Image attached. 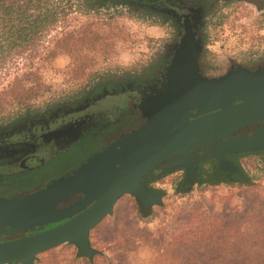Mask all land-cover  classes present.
<instances>
[{
	"label": "rangeland",
	"instance_id": "rangeland-1",
	"mask_svg": "<svg viewBox=\"0 0 264 264\" xmlns=\"http://www.w3.org/2000/svg\"><path fill=\"white\" fill-rule=\"evenodd\" d=\"M103 1L91 0L101 8L88 17L72 11L67 20L50 27L27 48L13 46L0 22V122L80 98L99 78L146 72L181 34L180 27L164 22L161 13L143 6L128 13V6L111 3L109 9ZM207 1L216 2L215 16L208 15L202 3L184 0L202 7L203 71L213 75L236 62L248 66L264 62V0ZM100 11L113 14V26L120 29L116 36L107 33L108 41L98 37L87 52L100 62L94 60L83 71L76 67L84 54H76L73 61L65 51L48 56L66 25L86 17L97 20ZM110 42L112 50L102 59V45ZM31 88L37 94L26 97ZM121 97H109L104 103ZM82 152L75 150L57 159L39 177L63 169ZM241 161L246 181L195 184L183 190L172 181L181 171L161 177L157 185L163 189L161 206L142 213L134 199L125 195L114 213L92 230V245L100 250L93 259L79 257L74 246L61 244L41 253L35 264H264V153L246 154Z\"/></svg>",
	"mask_w": 264,
	"mask_h": 264
},
{
	"label": "water",
	"instance_id": "water-1",
	"mask_svg": "<svg viewBox=\"0 0 264 264\" xmlns=\"http://www.w3.org/2000/svg\"><path fill=\"white\" fill-rule=\"evenodd\" d=\"M179 9L168 10L181 34L162 86L139 100L141 123L43 184L0 196V264H35L61 244L93 259L100 250L92 245V230L123 196L147 213L163 203L151 181L185 171L192 184L203 161L232 170L229 155L264 151V62L205 73L197 27L202 7Z\"/></svg>",
	"mask_w": 264,
	"mask_h": 264
},
{
	"label": "flooded vegetation",
	"instance_id": "flooded-vegetation-1",
	"mask_svg": "<svg viewBox=\"0 0 264 264\" xmlns=\"http://www.w3.org/2000/svg\"><path fill=\"white\" fill-rule=\"evenodd\" d=\"M143 1H139V4L145 9L174 19V13L168 10H180L179 7L185 8L187 4L184 0ZM198 20L197 27L200 30L203 22L200 18ZM172 48L169 46L166 49L161 68L150 77L105 82L101 88L89 89L80 98L0 122V196L20 192L64 173L122 132L139 125L142 121L139 100L162 86V71ZM118 94H122L118 101L102 103L106 97ZM75 150L83 151L78 159L46 178L39 177L45 167ZM246 154L251 153L228 156L235 165L232 170L222 169L213 159L203 161L192 184L186 180L185 171L177 174L172 180L173 184L185 190L195 184L246 181L241 161V157ZM159 181L157 179L150 183L157 187Z\"/></svg>",
	"mask_w": 264,
	"mask_h": 264
},
{
	"label": "trees",
	"instance_id": "trees-1",
	"mask_svg": "<svg viewBox=\"0 0 264 264\" xmlns=\"http://www.w3.org/2000/svg\"><path fill=\"white\" fill-rule=\"evenodd\" d=\"M139 1L144 2L143 0H105L103 1V4L107 8L109 7V9L112 7L111 3L120 4V6H128L129 9H127L126 12L131 13L133 7L141 8V6H143L139 4ZM192 1L197 2L198 4L202 3L206 7L208 15H216V2L212 4L207 0ZM90 2L91 0H78L77 3H74L71 0H67L66 3H63L62 0H0V22L4 28L3 35L9 37L10 41L13 42V46L21 45L23 48H27L28 45L45 36L50 27L55 26L62 20H67L69 17L68 15L72 13V11L88 17L91 12H97L101 8ZM30 10H32V12L28 13ZM146 10L149 11L150 9ZM97 15V20L92 19L91 17H86V19L78 24H74L73 26L66 25L67 29H65V31L61 33V37L55 41L48 56L56 57L60 51H65L69 53L71 60L73 61L76 54H84V61L76 67L83 71H85V68L88 65L90 66L94 60L95 62H100L95 58L90 57V54L87 52H91L90 50L92 46L95 47V40H97L98 37L100 38L104 36L103 40L108 41V37L110 36H107V33H112L116 36L119 34L118 31H120V29L117 28V25L113 26V22L111 21L113 14L106 15V13L100 11ZM161 15H163L162 19L164 22H170L168 24L174 27V29L178 28L179 25L175 22L173 17L165 14ZM104 24L107 25L105 28L103 27ZM111 44L112 43L110 42L102 45L104 48V54L99 55V57L103 59L109 55V52L112 50ZM262 58L263 57L260 59ZM163 62L164 56L159 55L154 63L147 66L146 72H137L133 74L127 72L121 73L120 76H114L112 78L103 77L94 82L92 81L90 86H92L91 88L99 89L105 82L111 83L116 80L126 82L131 78L150 77L161 68L160 66ZM33 94H37L35 88H31L29 93L26 94V97ZM261 153L263 152L260 151L251 154Z\"/></svg>",
	"mask_w": 264,
	"mask_h": 264
}]
</instances>
